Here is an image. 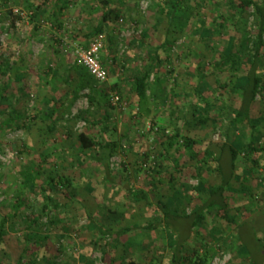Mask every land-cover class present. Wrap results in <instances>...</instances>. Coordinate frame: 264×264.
I'll list each match as a JSON object with an SVG mask.
<instances>
[{
  "label": "rangeland",
  "instance_id": "1",
  "mask_svg": "<svg viewBox=\"0 0 264 264\" xmlns=\"http://www.w3.org/2000/svg\"><path fill=\"white\" fill-rule=\"evenodd\" d=\"M65 1L67 6L60 10L55 0H48L43 8L37 7L39 0H0V63H4L3 70L5 64L10 67L6 74L0 73V112L5 111L0 114V223L5 221L7 231L0 243V264H17L22 255L24 262L35 258L37 264H104V250L118 258L115 264H127L130 258L140 264H152L153 258L159 264H170L176 238L173 228L165 222L156 229L142 227L164 221L160 203H166L176 189L193 197L190 203L185 200L186 211L191 213L195 203L209 196L208 186L220 183L221 175L218 163L211 160L203 188L195 178L189 180V187L184 186L174 160L179 157L182 164L187 159L180 147L182 138L173 147L168 146L167 138L177 130L185 136L196 106L208 101L212 119L206 126L189 130L201 141L197 146L200 158L207 150L218 157L220 142L240 146L251 140L252 128L247 127L243 136L232 122L234 110L240 106L238 75L250 67L251 44L238 45L243 65L219 72L215 62L225 56L233 36L240 41L246 34L256 33L257 18L251 8L234 23L238 12L230 0H206L189 18L181 11L174 20L169 16L172 6L165 0H112L115 13L102 32L111 106L104 100L102 105H91L86 89L67 109L65 118L78 114L95 118L110 111L109 136L120 144L111 158L112 173L121 176V185L107 179L97 150L77 156V135L86 126L84 120H61L51 131L49 121L41 115L46 97L59 104L68 102V93L79 77L74 49L92 41L104 12L100 0ZM258 1L264 4V0ZM187 4V0L181 2L183 7ZM12 14L21 15L16 29L9 25ZM224 16L229 22L218 29ZM144 32L148 33L146 44L140 43ZM156 56L163 65L159 77H150L152 113L147 116L133 105V76ZM260 62L259 74L264 80V54ZM49 68L58 75H46ZM20 74L25 76L20 78ZM225 81L231 82L228 89L220 86ZM113 95L119 96L118 102ZM16 112L25 115L20 126L16 121L6 124L9 114ZM251 116L258 127V144L264 145V89ZM243 157L228 191L231 215L239 225L221 223L217 209L207 212L203 224L190 227L185 220L181 226H185V235H191L185 242L186 256L197 250L208 253V264H250L256 255L257 262L264 264V152L260 167ZM25 167L33 168L34 175L43 171L46 190L25 186ZM51 169L78 175V181L66 189L69 195L50 189L46 174ZM127 187L146 191L151 203L134 200ZM48 196L60 206L43 210ZM19 199L23 202L15 211ZM90 217L116 230L136 228L119 236L113 247L107 244L109 236L97 246L92 242L95 231L88 227ZM40 236L45 239L37 241Z\"/></svg>",
  "mask_w": 264,
  "mask_h": 264
},
{
  "label": "trees",
  "instance_id": "2",
  "mask_svg": "<svg viewBox=\"0 0 264 264\" xmlns=\"http://www.w3.org/2000/svg\"><path fill=\"white\" fill-rule=\"evenodd\" d=\"M165 1L172 6L169 16L172 18V20H174L175 16L181 11L185 12V17L189 18V16L193 14L195 8L204 4L206 0H187L188 4L185 5V7L181 6V2L183 0ZM47 2L48 0H39L37 7L43 8ZM100 3L104 8V12L101 21L93 30V35L96 36L104 31V27L106 24H109L112 21L113 15L115 13L112 0H100ZM230 3L232 7L238 12V14H236L237 20L234 23L239 22L241 14L243 15L251 8L253 9V15H255L257 18V31L254 35L246 34V37L240 41H238V37L233 36L230 45L225 51V56L221 55L220 61L215 62V66L219 72H224L228 67L231 69L243 65V61L237 55L239 53L238 45L249 46L251 44L253 53L250 67L245 71V73L238 75V80L242 84V87L239 88L240 106L238 109L234 110L235 112L233 114L232 122L236 126H239L243 136L247 127L252 128L253 134L249 142L241 143L240 146L233 145L230 141L218 143V146L221 150L218 157H214V153L207 150L206 156L200 158V153L197 149V146L201 144V141L193 137L189 130H191L190 128L197 126H206L209 120L212 119V115L210 114L211 105L207 101L205 106H196L192 114V118L187 122L189 129L187 128V134L185 136H182L177 130L173 136L167 138V144L169 147H173L175 143L179 142V137L182 138L180 147L184 149V154L187 155V159L184 160L182 164L180 163L181 160L179 157L175 158L174 160L176 162L175 169L179 171V175L182 177V179H185L184 182H182L184 186H188L189 180L195 178L199 181V186L202 187L204 183L208 181V178L205 177V172L210 170L209 162L211 160H214L218 163L217 169L221 175L220 183L211 184L208 186L209 196L205 200L202 199L200 203H195L192 207L191 213H187L186 211L185 200L189 201L188 203H190L193 201V197L182 192L180 189H176L166 203H160L162 207L161 209L164 213V221H159L156 224L149 223L147 226L142 227L145 229H156L158 228L159 224L165 222L166 225L173 228L176 238H173V257L170 261V264H185L187 261L193 264H208V253L200 254L199 251L194 250V253L191 255V257L185 255V242L191 237V235L188 232L185 235V226H181V223H185L186 220L189 222L190 227H193L198 223L203 224L206 221L207 212L217 209L216 216L221 223L226 225H239L237 218L231 215L230 201L228 196V191L232 189V182L236 176L238 162L244 156L243 158L250 162L253 166L260 167L262 165L260 161V154L264 152V145L258 144L260 141V137L256 134L258 132V127L251 116V112L258 96L261 95L262 89H264V80L259 74V67L261 63L260 58L264 54V4L259 3L258 0H230ZM55 4L60 10L63 9L64 6H67V2L65 0H55ZM20 16V14H12V17L9 20V25L12 29H16V24L21 18ZM228 22V18L224 16L223 20L218 23V29H224ZM211 32H213V30H211ZM144 34L145 37H143L140 41L142 44H146L144 38L148 36L147 32H144ZM168 44L170 45L171 43ZM2 64L4 63H0V73L6 74V70H8L10 67L8 64H5L6 67L5 70H3L4 65ZM162 65L163 62L161 61L160 57L156 56L152 62L145 61L143 68L133 76V88L135 93L133 105L142 114L147 116L152 113L151 101L148 93L150 88V77L152 74H157L159 77L158 70L160 67H162ZM74 69L79 74V77L76 86L68 93V102L65 104H59L57 101H55V99L46 97L44 99V104L46 107L44 108L41 115L44 119L49 121V128L51 131L56 130L57 125L61 120H84L86 122V126L83 131L77 135L80 150V153L77 154V156L87 154V152H95V150H97V154L99 156L98 161L103 164L107 179L116 181L122 185L123 183L120 181L121 176L118 174L114 175L112 173L111 158L119 148L120 144L118 140L109 136V123L111 119L110 111L106 112L105 115L101 117L95 118L88 117L86 115L84 116L82 114H78L72 118H65L67 109H69L75 103V101L79 99L81 92L86 89H88L90 92L89 100L91 105H102V101L104 100L109 106H111L109 103L111 96L109 93L108 84L106 82L99 83L83 65L75 66ZM201 71V75L204 77V69H201ZM46 73V75H50L52 77L58 75V71L53 68H49V71ZM24 76L25 74L19 75L20 78H23ZM230 84V81L220 82V86L223 89H228ZM2 97L5 98V95L3 94ZM0 114H5V111L1 110ZM24 118L25 115L23 113H10L9 118L6 119V124L16 121L17 125L20 126L22 123L21 121L24 120ZM1 127L2 124H0V128ZM104 136L106 137L105 141L102 140ZM143 169V166H140V170ZM32 170L33 168L31 167H25L22 172L25 186H30L31 188L40 186L43 190H46V186L44 184L45 181H41L43 171H34L36 173L34 175ZM46 176L49 178L48 186H50V189L60 195H69L66 189L70 186H73L74 183L78 181V175L75 172H70L65 169L48 170ZM243 180L245 181L247 178L244 177ZM127 188L134 200L145 201L148 204L151 203L149 195L146 191L142 189L132 190L130 187ZM22 202V199H19L18 203L16 204L15 211L20 208ZM53 205L56 207L60 206L56 200H54L51 196H48L45 199L43 210L48 208L51 209ZM37 220L38 219L35 218V221ZM88 227L89 229L95 231L96 239L92 240L94 245L99 246V240L109 236L110 241L107 242V244L111 247L115 246L119 236L127 234L133 228H136V226L123 227L120 230H116L112 227H105L99 224L92 217H90ZM6 234L7 231L5 229V221L3 220L0 223V243L3 241ZM240 237L243 238L242 235ZM44 239L45 237L40 236L36 240L39 241ZM125 256H127V254H125L123 257ZM125 258L127 259V257ZM102 259L104 264H115L118 258L112 254H109L108 250H104ZM127 262V264H140L133 258L128 259ZM154 263L159 264V261L153 258L152 264ZM17 264H37V259L31 258L27 262H24V256L22 255ZM89 264L91 263L89 262ZM250 264H260L256 260V255H253Z\"/></svg>",
  "mask_w": 264,
  "mask_h": 264
},
{
  "label": "built area",
  "instance_id": "3",
  "mask_svg": "<svg viewBox=\"0 0 264 264\" xmlns=\"http://www.w3.org/2000/svg\"><path fill=\"white\" fill-rule=\"evenodd\" d=\"M106 47L105 34L95 36L86 46H76L74 54L77 62L86 67L99 83L106 82L109 71L102 61V54ZM112 99L118 102L119 96L113 95Z\"/></svg>",
  "mask_w": 264,
  "mask_h": 264
},
{
  "label": "crops",
  "instance_id": "4",
  "mask_svg": "<svg viewBox=\"0 0 264 264\" xmlns=\"http://www.w3.org/2000/svg\"><path fill=\"white\" fill-rule=\"evenodd\" d=\"M88 45V44H87Z\"/></svg>",
  "mask_w": 264,
  "mask_h": 264
}]
</instances>
